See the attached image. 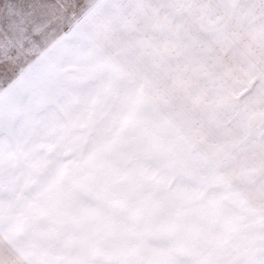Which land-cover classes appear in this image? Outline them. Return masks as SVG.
Here are the masks:
<instances>
[{"label": "snow or ice", "instance_id": "6c2138e0", "mask_svg": "<svg viewBox=\"0 0 264 264\" xmlns=\"http://www.w3.org/2000/svg\"><path fill=\"white\" fill-rule=\"evenodd\" d=\"M0 264H264V0H0Z\"/></svg>", "mask_w": 264, "mask_h": 264}]
</instances>
